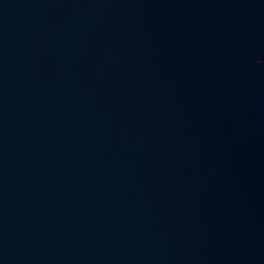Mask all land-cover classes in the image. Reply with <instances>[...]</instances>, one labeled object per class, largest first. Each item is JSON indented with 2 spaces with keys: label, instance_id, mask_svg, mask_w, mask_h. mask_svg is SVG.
<instances>
[{
  "label": "water",
  "instance_id": "1",
  "mask_svg": "<svg viewBox=\"0 0 264 264\" xmlns=\"http://www.w3.org/2000/svg\"><path fill=\"white\" fill-rule=\"evenodd\" d=\"M0 264H264V0H0Z\"/></svg>",
  "mask_w": 264,
  "mask_h": 264
}]
</instances>
